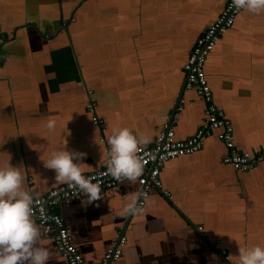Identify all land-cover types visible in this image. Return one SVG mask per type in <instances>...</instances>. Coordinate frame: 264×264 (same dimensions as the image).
<instances>
[{
    "label": "crops",
    "instance_id": "obj_1",
    "mask_svg": "<svg viewBox=\"0 0 264 264\" xmlns=\"http://www.w3.org/2000/svg\"><path fill=\"white\" fill-rule=\"evenodd\" d=\"M227 2L0 0V167H18L24 189L37 196L63 184L43 162L53 151L84 153V175L106 165L113 128L149 137L144 146L165 124L179 140L194 135L205 102L186 89L184 65ZM205 70L236 146L257 153L264 144V12L243 10ZM225 150L215 131L200 151L168 161L161 181L172 198L153 189L136 215L119 213L141 193L137 180L100 189L90 204L84 194L64 201L59 212L86 262L100 264L122 236L113 264H239V248L264 247V160L239 171L223 162ZM216 241L232 263L216 254ZM41 243L51 253L47 264H64L52 239Z\"/></svg>",
    "mask_w": 264,
    "mask_h": 264
},
{
    "label": "built area",
    "instance_id": "obj_2",
    "mask_svg": "<svg viewBox=\"0 0 264 264\" xmlns=\"http://www.w3.org/2000/svg\"><path fill=\"white\" fill-rule=\"evenodd\" d=\"M242 11L243 9H236L232 5V0H228L217 19L198 38L190 53L188 62L184 65L187 73L186 89L195 91L205 102L204 118L200 128L191 137L179 140L176 138V132L172 125L165 124L160 129L152 146L141 145L139 147L138 155L144 162V172L137 179V182L141 187V193L145 194L147 198L153 189H160L166 196L172 198V194L162 188V167L174 158L200 151L205 140L215 131H218V137L225 145L226 150L223 155L225 164L231 165L236 170L248 172L258 162L264 160V144L255 154L242 151L236 146L233 123L226 113L215 104L213 91L205 70L208 56L217 45L220 37L234 26ZM184 106L185 101L181 99L178 110H183ZM89 109L94 111L92 105L89 106ZM93 120L99 125L103 123L96 116ZM84 176L94 178L93 182H99L100 189L113 188L123 179L117 180L107 174L106 166L84 174ZM81 195H83V192L78 188L63 183L33 196V218L42 228L44 235L52 239L62 256L64 264H88L81 251L74 244L65 219L59 212V207L64 201ZM145 203L146 201L143 198L138 201L141 207ZM199 229H202V227H199ZM125 243V236L116 239L114 247L104 254L100 264H113L118 261L122 256ZM213 246L219 257L227 263H232L228 250L220 245V241H216Z\"/></svg>",
    "mask_w": 264,
    "mask_h": 264
},
{
    "label": "clouds",
    "instance_id": "obj_3",
    "mask_svg": "<svg viewBox=\"0 0 264 264\" xmlns=\"http://www.w3.org/2000/svg\"><path fill=\"white\" fill-rule=\"evenodd\" d=\"M236 9L260 14L264 0H232ZM56 121L49 119L46 127L54 129ZM149 137L140 136L127 127L113 128L107 139L109 147L106 173L119 180L136 181L144 172V162L138 155L141 145L150 143ZM84 153L66 149L53 151L44 162L55 172L57 182L78 188L86 197L82 203H92L101 198L99 182L82 174L78 161ZM77 161V162H74ZM147 196L136 193L129 197L120 215H136L143 211L138 200ZM33 195L24 189L23 176L18 167H0V264H47L50 250L41 243L44 233L33 218ZM239 264H264V247L253 245L238 249Z\"/></svg>",
    "mask_w": 264,
    "mask_h": 264
}]
</instances>
